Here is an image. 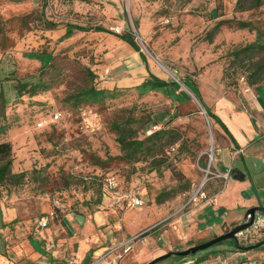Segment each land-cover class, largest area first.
<instances>
[{"label":"rangeland","instance_id":"374dc122","mask_svg":"<svg viewBox=\"0 0 264 264\" xmlns=\"http://www.w3.org/2000/svg\"><path fill=\"white\" fill-rule=\"evenodd\" d=\"M237 1L0 0V82L9 98L2 123L10 124L1 139L13 145L14 172L27 173L21 184L0 187V204L17 217L0 232L7 249L44 228V215L50 217L48 227L61 219V249L72 264L105 239L111 246L155 224L149 247L156 243L167 252L171 245L182 250L181 245L200 242L213 230L216 236L243 222L250 207L237 205L243 197L237 181L231 178L224 188L220 183L215 194L210 191L213 175L207 176L209 166L218 170L222 134L206 107L215 113L220 98L227 97L255 115V105L261 109L264 98V75L250 82L259 78L253 71L264 63V50L250 53L251 64L235 54L257 40L259 29L264 32V4L240 10ZM238 21L256 28H241ZM78 25L132 31L149 68L119 36L82 31ZM107 69L111 73L104 78ZM151 72L180 82L178 92L186 93L182 101L162 90L139 93L135 83ZM124 78L130 83L122 84ZM20 81H40L49 88L20 94L15 88ZM91 86L114 94L102 101L70 98ZM55 111L61 113L58 121L40 125ZM128 117L135 120L133 137L146 140L136 156L123 150L115 128L128 124ZM160 129L165 132L150 138ZM241 159L233 161L238 169L244 168ZM244 159L252 165L251 178L264 165L252 155ZM108 176L118 181L117 193L103 194ZM199 187L207 198L189 202ZM212 194L226 209L222 216L211 214ZM135 196L144 204L135 205ZM96 213L102 220H95ZM257 216L256 225L239 234L244 245L264 236V214ZM192 218L199 227H193ZM219 246L240 251L228 240L199 252ZM253 251L261 252L250 260H263L264 247ZM140 259L133 252L121 264L148 262Z\"/></svg>","mask_w":264,"mask_h":264},{"label":"crops","instance_id":"0c3cea01","mask_svg":"<svg viewBox=\"0 0 264 264\" xmlns=\"http://www.w3.org/2000/svg\"><path fill=\"white\" fill-rule=\"evenodd\" d=\"M146 77L147 76H144L140 81L136 82L135 85L137 86L143 83L147 79ZM127 83H130V81L124 78L122 84ZM259 102L261 109L255 105L256 109H253L255 115L248 109H238L236 102L227 97L220 98L216 109H214L215 113L227 125L229 132L231 131L230 133L232 135H230L229 132H226V130L217 123L220 126L219 128L222 134V141L220 142L221 144L219 143V150L222 152V156L220 157L218 170L215 172L217 174H221V176H217V174H215L211 177L213 178V181L211 182L210 191H213V189L219 186L220 183H223L222 188H224L225 185L227 186L229 184V180L234 178L237 181V193L243 194V197L238 199L237 205H241L246 208L255 205H264V165L261 166V169L258 170L256 174L254 173L251 178L249 174L251 175L252 173V165H250V163L244 159L248 155H252L262 159L264 164V98L263 102ZM238 157H241V160L244 161V168H239L242 171L241 173L236 172L234 174L236 177L238 175V177L245 175V177L242 179L235 178L233 176V172L230 175L228 174L230 169L233 170L237 168L234 166L233 161L238 159ZM214 193L217 194V190L215 191L214 189ZM214 195L212 194V196H210L208 200L209 203L207 204L212 205L213 209L211 214L214 217L222 216L226 209L223 207H218L217 200L214 199ZM0 210V232L2 233V230L7 227L9 223H13L17 217L12 208H6L0 204ZM94 218L95 220H102L103 215L102 213H96ZM192 220L195 222L193 227L200 226L199 221L195 220L194 218H192ZM145 230L146 229L143 231ZM155 232H157V229L145 233L139 238V240L133 242L130 245V251L126 253L124 256L125 259L123 258L121 262L125 261L128 255L132 254L133 252L140 256L141 261H150L155 257L164 254L166 252L165 248L156 246V243L149 247V244L154 240L152 235ZM212 232L214 234L211 233L206 238L199 241L203 242L210 239L216 233H219L216 230H213ZM132 236L134 235H131L130 237ZM52 241L54 247L49 248ZM0 242V247L2 248L0 249V264H72L71 255H65L63 248L61 249V219H58L57 222L50 224L49 227L47 225L42 229L31 232L25 240L15 244L9 249L6 248L7 245L5 239H1ZM183 242L184 241H179L176 243L183 244ZM197 243L199 242L194 241L188 243L187 245H181L179 249H186ZM109 244L110 243H108V241L105 239L102 244H99L98 246H92L84 257L74 261L73 264H90L92 259L95 261L97 257L109 247ZM169 249L176 250L177 247L175 245H171ZM230 250V247L225 249V247L219 246L215 249L199 252L196 255L186 256L182 259L176 258L175 255H173L167 259H164L161 261V263L159 262V264H222L216 260V256L219 254L223 255L227 264H249V256L252 254H259L261 252L253 250H240L232 252ZM262 253L264 254V252Z\"/></svg>","mask_w":264,"mask_h":264},{"label":"trees","instance_id":"16d2710c","mask_svg":"<svg viewBox=\"0 0 264 264\" xmlns=\"http://www.w3.org/2000/svg\"><path fill=\"white\" fill-rule=\"evenodd\" d=\"M264 4V0H238L237 1V8L240 10H249L252 8H256ZM214 14H217V9H214ZM222 23L220 21L219 25ZM239 27L241 28H256L252 22L250 21H238ZM77 29L82 31H87L91 29H95L96 31H107L119 36L121 39L128 42L136 51L140 52L142 59L145 61L147 68H149V63L146 54L141 50V47L137 43L135 39V35L132 31H128L124 34H118L113 31H109L104 27L95 26V27H85L82 25L76 26ZM70 31V30H68ZM71 33V31H70ZM69 33V34H70ZM264 50V32L259 29L258 31V38L255 42L247 44L243 47H240L236 50L237 58L243 62H245V58H248V62L251 64L252 58H249V55L253 51ZM39 54V53H37ZM244 54V57H241ZM49 57V56H48ZM50 59V57H49ZM47 64V63H46ZM264 75V63L257 65L255 70L253 71V76H258L259 78L251 79V84L258 83L259 80L263 79ZM92 76L96 78V75L92 73ZM187 80H185L186 83ZM193 84L196 85L193 81ZM197 86V85H196ZM16 90L20 94L30 93L35 95L38 90L43 89L46 90L49 88L48 83L42 82H29V81H20L15 85ZM137 90L141 94H145L152 90H162L165 93L176 96L179 101H182L181 93L183 91H179L181 89L180 84L177 81H167L165 79L160 78L159 76L155 75L154 73H150V78L146 79L143 83L136 86ZM114 92L107 88H98L96 86H91L85 89L78 90L76 93L70 96L71 99L76 101H85V100H96L102 101L108 96H113ZM189 97V95H188ZM9 104V98L6 96L5 91L2 89V85L0 82V187L1 186H8V185H18L21 184L26 176V172H14V150L13 145L10 141L2 140L1 135L5 134L7 130L10 128V124L8 122L2 123L3 120L7 118V107ZM208 114L215 120L216 123L220 124L226 132H229L227 125L221 120V118L209 108L206 107ZM56 112V111H55ZM53 113V112H52ZM128 124H116L115 128L119 133L118 141L121 144L123 150H127L128 154L131 156H136L137 152L143 150L146 144L145 139H139L137 137H133L135 133V129L132 127V123L135 121L133 117H128ZM165 132V130L160 129L155 131L150 135V138H156L159 134ZM230 135H232L229 132ZM104 194V193H103ZM0 220H1V210H0ZM156 228L148 231L151 232ZM213 237V236H212ZM211 237V238H212ZM228 241V240H225ZM225 241H222L225 242ZM231 244L235 246V242L232 239H229ZM200 243V242H199ZM221 243V242H220ZM219 244V243H217ZM176 258L182 259L186 256H175Z\"/></svg>","mask_w":264,"mask_h":264},{"label":"built area","instance_id":"2783aa9c","mask_svg":"<svg viewBox=\"0 0 264 264\" xmlns=\"http://www.w3.org/2000/svg\"><path fill=\"white\" fill-rule=\"evenodd\" d=\"M106 77L107 78L110 75V69H107L105 71ZM101 77V76H100ZM103 78V77H102ZM61 118V113L59 111L51 113L48 119H45V121L40 122V125L44 126L45 124H48L49 122H56ZM232 169L229 170L228 174L231 172ZM211 174V175H210ZM217 174L216 172H213L211 170V167L209 166V170L207 171V176H212ZM217 176H221V174H217ZM104 189H105V195H108L111 192L117 193V188H118V181L114 176H108L104 179ZM204 184V183H203ZM199 198L206 199L207 194L205 191L202 190L201 187H199L191 196L189 202H195L198 201ZM209 200V199H208ZM133 202L135 205H143L144 200L140 197H133ZM49 223V218L46 216H43L41 218L40 224L43 227H46ZM159 224H155L145 231L134 235L132 237H129L123 241H118L113 243V245L109 246L101 255L97 257V259L93 262V264H121V260L124 258L126 253L130 251V245L139 240L140 237H142L145 233L148 231L152 230L153 228L157 227ZM54 247V244H51L49 248ZM216 260L219 261L222 264H227L226 259L223 257V255H217ZM249 264H264V260H257V259H252L248 258Z\"/></svg>","mask_w":264,"mask_h":264},{"label":"water","instance_id":"95a60500","mask_svg":"<svg viewBox=\"0 0 264 264\" xmlns=\"http://www.w3.org/2000/svg\"><path fill=\"white\" fill-rule=\"evenodd\" d=\"M232 172H233V176L237 179H242L245 177V175H242L240 177H238L239 175L237 177L235 176L234 173H236V172L241 173L242 172L238 168L231 170L229 175ZM259 212H262L264 214V205H255V206L250 207L248 209L246 215H245L246 220L244 222H241V223L235 225L229 231L218 234V235H216V236H214L208 240H205V241L200 242L198 244L192 245L186 249L177 250V251H174V250L167 251L164 254L159 255V256L155 257L154 259L148 261L146 264H156V263H158L164 259H167L173 255H175V256H189L192 254H196L199 251L205 250V249L210 248L211 246H213L217 243H220L222 241L229 240V239L234 240L235 247L237 249L242 250V251H251V250L258 249L264 245V240L259 241L257 243L244 245L241 243V241L239 239V234L243 233L245 230H248L251 227H253L254 225H256L257 215Z\"/></svg>","mask_w":264,"mask_h":264},{"label":"bare ground","instance_id":"6f19581e","mask_svg":"<svg viewBox=\"0 0 264 264\" xmlns=\"http://www.w3.org/2000/svg\"><path fill=\"white\" fill-rule=\"evenodd\" d=\"M159 64H160V66H161V68H162V70H163L164 72H166V73H168V74H172V72L170 71L169 68H167V66H165L163 63H160V62H159Z\"/></svg>","mask_w":264,"mask_h":264},{"label":"flooded vegetation","instance_id":"af4514ba","mask_svg":"<svg viewBox=\"0 0 264 264\" xmlns=\"http://www.w3.org/2000/svg\"><path fill=\"white\" fill-rule=\"evenodd\" d=\"M257 218H258V216H257ZM246 220V218H244L243 219V222ZM264 240V236H262L260 239H257L254 243H257V242H259V241H263ZM253 244V243H252ZM262 247H264V245L262 246Z\"/></svg>","mask_w":264,"mask_h":264}]
</instances>
